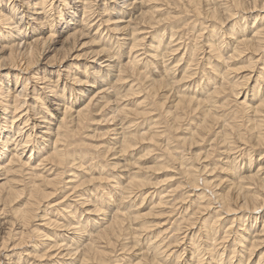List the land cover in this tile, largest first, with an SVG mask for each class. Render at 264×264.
I'll return each instance as SVG.
<instances>
[{
  "label": "rangeland",
  "instance_id": "rangeland-1",
  "mask_svg": "<svg viewBox=\"0 0 264 264\" xmlns=\"http://www.w3.org/2000/svg\"><path fill=\"white\" fill-rule=\"evenodd\" d=\"M0 1L3 5L8 3V0ZM48 1L46 9H50L51 12L55 14L52 16L53 23L52 27L50 26L49 29L51 30L52 28L54 31H49L47 34H43V36H48L50 33L52 34V40L46 45V50H42L43 53L40 58H38V63H34L31 67H28V71L19 72L17 69L13 70L9 68V65L14 60L16 61L19 54L18 51H15V58L12 60V57L10 56V48L3 49L1 46L6 43L4 42V39H0V74H9L8 77H13L14 74L11 75V73L21 74V76H29V85L31 87H29V93L34 87H39L40 89V91H38L40 96H35V98H38V104L33 101L34 90L27 97V105L31 110L28 109V112L24 110L20 113L22 116L25 114L28 116L27 119H25L26 121L23 122L24 124H20V126L24 128H22L24 132H21V135H17L15 133L17 127L15 126L11 128L13 131L10 132V134L14 140H11L12 138H10V142L6 147L8 150L15 147V142L17 140L20 141L22 139L21 137H24V134L29 131H32L34 134L35 132L38 133L35 135L33 134L34 139L33 137L32 139H38L39 147L43 146L41 144L43 139L42 136L44 135L42 131L46 130V128H42L41 126L44 127L45 123H42V125L37 123V120L40 121L44 119L42 118V112L48 114L49 120L55 119L56 116H60L61 118L62 116L60 113L62 112L63 106H60V112L57 109L58 102L56 99L62 100V103L65 101L73 103L77 99L78 90L87 87V83H93V79L96 78V75H94L93 72L98 69L99 71L102 70V67L87 59L97 54V51H101L104 47V44L102 43L103 41L101 42L98 36L99 34H97L98 37H94L91 33H88L87 36L79 37L77 39L78 47L74 54H80L81 58H68L60 63L61 61L59 60V57L63 52L62 47L68 44L65 38L70 31L69 28L75 25L70 24L67 29L65 22L69 21V23H74V21L82 15V12L78 10L80 7L77 6L78 3H75V0H67L70 3L68 7L71 9L67 6L65 7V5L57 7L58 5L56 6L54 4L55 7H53L51 1ZM238 1L242 3L240 7L237 6L235 0H201L200 11L194 13L192 12L191 7L187 6L189 9L186 8L187 0H168V3L161 7L163 10L158 11V16L155 15V17L166 19L167 17H170L169 15H174L178 19L171 22V24H168V21H164L160 23L161 25L156 23L154 24L155 26H152L146 22L135 20L134 22L137 27V32L139 31L140 33L141 31V33L145 35L144 37H146L144 38V42H142L143 45L137 47L138 49H141L140 53L142 50L145 51L147 45L153 39H157L161 33L166 34L161 40V47L169 44L168 48L165 49L167 50L165 54L167 57L165 56L164 60L161 59L162 62H160V59H155L156 62L154 60L151 61L149 57L146 58V55L148 54L142 55L143 57L141 56L144 58V61L141 62L139 66L142 67L145 62L147 63V66H145V64L143 65V69L147 71H143V73H145L144 75H146L145 77L149 76L148 79L154 76L161 77L162 74V77H164L163 70L165 63L168 65L172 62L171 65H176L177 63L174 64L175 62L173 63V61L176 60L177 62L181 57L182 60H186L188 58L189 50H194V44L198 46L196 50H199L198 56L201 61L200 70H198L197 74L187 78L185 82H181L179 85L174 86L175 90L173 89V92H175V94L172 93L170 95V91H159L156 93L149 91L150 87L146 86L148 83L131 72L126 73L125 78L128 82L126 81L124 83L116 81L117 78H113L110 74L107 81H115L113 85L116 88L115 94L110 99V102L100 104L95 110L94 116L87 118L79 127L80 129L78 128V125L74 124L75 131H78L70 141L73 143V146L68 149L67 159H76V162L81 161L83 165H66V173H64L66 175L63 174L64 181L67 182L70 179H73L72 181L74 182L68 183L65 185V188L61 186L63 189L56 192V195L51 201L52 203L48 205V207H42L44 209H41V213L44 217L51 218L61 224L68 225L69 223H73V221L74 224L77 222L78 224L80 223V225L84 227L83 230L86 231H84V235L87 238L85 241L90 242L91 240V242H93L95 240L94 243H97V245L103 250H106L109 256V264H153L154 260L164 264H191V261L196 264L199 259H201L203 261L202 264H204L211 260V258H213L214 264H259V259L260 264H264V256L261 257V253H264V242L259 244V247H256L258 250H254L255 247L251 252L248 251V249H244L246 244H248L247 241L250 239L252 240L254 233H256L255 235L257 236H263L264 238V235L259 232L264 225V216L261 218L258 217L257 219L255 215L256 213H250L246 209H242V206H240L242 205L241 198L239 200L234 193L235 191L232 190L235 185L233 181H236L235 178H233V171L230 173L231 170L229 169V171L225 164V161H228L229 159L231 162L230 164L228 163L229 167L231 165L232 170L234 168V171H239L238 173L247 172L250 164L252 166L251 169L254 170L253 172L257 171L259 168L262 170L261 172H264V148H258L254 138L250 136L248 137L249 132H247L246 129L242 132H237V129L234 128L231 129L232 126L229 123L230 121H236L239 123L240 118L245 120L247 116L245 112L240 114L238 112L236 115L234 114L235 111L239 109L236 94L226 90L227 92L212 95L211 100L205 99V101H203L207 111H210L212 115H217L214 116L219 120L222 118L220 124L218 123L219 126L218 124H214L215 127L208 129V132L202 131L199 127L200 125L211 124L209 116L204 115L200 107L188 108L186 112L182 111V113L177 109L174 102L175 95L178 94L176 91H182L185 87H187L185 88L186 91L183 92H187L188 94L185 93V96L191 94L192 97L201 98L200 96H203L206 93L207 86H209L208 89H211L212 84L210 83H212V81L209 82V77H211V75L214 77L219 76V73H223L225 70H227L225 76L227 79L229 78V82L243 83L241 88L235 90V92H240L242 89L244 92L243 95L247 92L246 98L249 104H253L250 102H253L255 94L260 96L261 92L264 94L263 83L260 82V85L256 90L254 88V80L260 72L259 66L263 65H260L261 63H256L257 65L254 64V69L252 67L249 69V66H251L249 65V58L254 55L250 54L249 50L244 49L242 52L238 51L234 55L227 57V55L230 54L228 50L233 48L232 44L235 45V43L232 42L235 38L241 35L240 31L244 30H241L240 26L244 24L248 25L246 28L248 33H244L245 35H248L249 32L254 29L252 26L256 27V25H260L261 20L264 19V0ZM55 3L60 4L57 2ZM116 3L123 4V0H102V2L99 1L97 5H94L93 11L90 9L88 13V17L91 16L88 21L96 17L94 18V21L90 22V24H93L92 27L96 28L101 21L107 19L109 17V12L111 18H113L112 21H115L118 16V13H116L114 9L117 7L115 5ZM152 3H149L150 6H148L153 7L154 5H159L157 3ZM105 6L109 8L106 10L107 12L104 11ZM213 9H216L215 13L217 14V18L211 19L209 12ZM100 11L103 15L105 13V15H100ZM232 13H234V16ZM163 16L165 18H163ZM13 20L14 22H17V19L14 18ZM105 21L106 20L101 22V24L104 23L101 27V31L104 33L102 36H106V38L108 35L113 36V41H110L109 39L113 46H115L114 50L111 49V52L113 51L112 54L114 57L119 59L116 58V61L120 62L122 66L127 60L129 49V45L125 46V44H121L123 43L122 38L124 36H130H123L122 32L119 31H107L111 24L108 25ZM166 26H170L169 28H172L176 32L173 40L167 35L168 31L163 32V29L167 28ZM92 27L91 30L94 34L95 29ZM29 30L30 29L27 31ZM210 32H212V35ZM29 34L31 33H27L25 36L24 31V35H22L23 37L19 35L18 38H16L17 43L20 42L23 44V39L26 40L27 37L29 38L31 36ZM117 36L120 39H117ZM128 39L130 40V38ZM213 40L220 45L222 44V49L218 52L221 57L212 54V57H210L209 60L206 58V55L209 50L208 46ZM145 44L147 45L145 46ZM171 48H175L176 51L174 52ZM54 57H57L56 61H53ZM52 62L54 63L52 64ZM179 63L181 64V66H178L179 69L169 70V72L171 71L170 75L173 76L176 72L179 73L184 61ZM228 68L230 70H228ZM173 70L177 71L173 72ZM99 75H102V73H99ZM248 75H252V80L250 79L248 84L244 86L245 79L249 77ZM73 77L76 78L75 81L81 79L86 83L75 84L73 83ZM1 78L2 77L0 76V79ZM180 79L181 75L178 76L177 80ZM46 83L53 86V89L55 90L53 91L54 93L51 92L49 87H44ZM258 89L260 94L257 92ZM203 90L205 92H203ZM255 91L257 93L254 94L253 92ZM105 95L109 96L107 93H105ZM244 97L245 96H243L242 99ZM254 104L256 105L257 103ZM39 106L43 108L42 112H40L41 109H39ZM123 107L127 109L130 108L133 112L146 109V112L148 110L150 113L148 112L140 115H135V113L129 111L128 113H125L121 112V108ZM178 114L181 117H179L178 122L175 123ZM8 115L11 117L12 114ZM204 117L206 118L203 119ZM225 118L227 122L225 121ZM18 119L21 121L20 119L22 118ZM53 122H55V120H53ZM16 123L18 124L20 122L17 121ZM149 126H151V129H147ZM121 127H124L125 135L129 134V137H132L133 139V143L130 147H127L126 150H122V144L113 139L117 137L116 134H113L116 133L114 129H119ZM11 129H8L7 133H9ZM145 129H147V133H145ZM200 130L203 132L201 133L202 135L199 134ZM118 131H120V129ZM191 132H194V137H198L196 143L190 138ZM241 133H243V136L245 137L244 139H241ZM109 134L112 137L109 136ZM141 134L145 135V138L137 137ZM153 134L155 135L153 136ZM224 136H226V139H224ZM54 140L55 138L52 137V141ZM35 143L36 142L34 141H32V143L29 142L28 144L22 143V147L25 145L22 149H20L21 143L16 147L19 149V153L26 148L24 151L26 156L23 155L22 160H27L25 157L29 156L31 153L37 155L38 150L34 147L35 145L37 146ZM47 147L51 146L48 145ZM46 151L47 150H45V153ZM51 152L52 149L44 154L43 157L51 154ZM36 159L37 158L34 159L35 161L32 160L29 164H24L23 168H20L21 171L19 173L9 172L8 174L10 178H13L12 181H15L11 183L12 188L11 186L9 188L15 191L21 189L22 192H24L21 197H13L17 199L11 202L9 198H6L8 195L7 190L2 189L1 191L0 249H3V244H7L8 247L3 249V251H0V264H71V262L73 263V261L77 260V257L79 256L78 254L69 252L68 248H66L69 246L72 247V244L75 243H72L73 234H71L72 232L69 228L67 230L65 227L59 228L54 225L46 226L42 224V220H36L32 222V227L30 226L26 229L24 228V225L20 223V220L18 221V217L14 215V212H16L15 210H17V212H19V210L22 211L23 207L26 206L29 201L26 196L27 191L25 190L27 186H25L27 179L25 173L28 172L27 170H29V168L33 167L35 171H43L52 167L56 170H46L45 172L54 174L58 170H61L62 166L59 167L57 164H51L52 162H40ZM122 164H127V166L122 167ZM19 165L20 164L16 163L12 165V167L17 168ZM186 170L189 173L193 172L194 174H197V183L194 184L196 187L193 186V182L189 181ZM1 173L2 170H0V189L6 184L5 175H2ZM14 175H16L15 177H17L18 180H15V178L12 177ZM71 175H75V177L73 178ZM205 176L206 179L204 178ZM132 180L141 181L143 182V185H141V187L135 185L131 188L129 187L128 182ZM244 183L251 184L252 181L248 180ZM259 190L262 191H260L262 193L260 197H264V189L260 186ZM227 191H229L231 198H229V202H233H230L229 205L231 210L224 206V201L219 195V193H226ZM200 196H204V198L200 200ZM83 199H85L84 203ZM204 206L206 207L202 208ZM57 208L61 210H58ZM64 209H67L66 211H72V216L70 218H66ZM137 212H139L140 216L133 218V214L137 215ZM259 213L258 216L261 214L264 215V212L261 213L260 211ZM104 214L109 215V219H111L110 221L112 223L113 221L119 222L121 219L120 222L123 223L124 227L122 239L120 241L112 240L113 242L111 241V245L106 240H99L96 242V240H98L96 237L97 234H94V232L92 233V225L94 222L97 221L102 224L107 221L104 219ZM106 226L107 224H104V226L100 227V230L102 231ZM33 229L35 231L37 229L38 232L41 231V237H38L36 233L33 234ZM243 229H246V231L249 230L250 232L253 231V233L249 232L246 235ZM256 230L259 231L255 232ZM240 232L244 234L245 239L247 238L245 242L239 241ZM49 235H52L53 237H50ZM77 235L78 234H76V236ZM21 236H25L24 242H21ZM48 237L52 240L51 244L59 242L58 245H62V248L59 249L56 248L58 247L56 246L54 251H52V246L48 245V242L45 239ZM76 239H78V236ZM256 239L260 240L261 238L258 237ZM156 242L158 243L157 247L155 246L157 245ZM75 245H73V247ZM158 248L161 249L159 252ZM59 252H61L60 255L58 254ZM153 252H157L158 254L153 255ZM253 252H255L254 255ZM64 255L66 256L64 257ZM194 255H197V259L196 257L194 258ZM95 261L96 260H92L90 263L82 264H100ZM76 262L77 261H75V264H79Z\"/></svg>",
  "mask_w": 264,
  "mask_h": 264
},
{
  "label": "bare ground",
  "instance_id": "bare-ground-1",
  "mask_svg": "<svg viewBox=\"0 0 264 264\" xmlns=\"http://www.w3.org/2000/svg\"><path fill=\"white\" fill-rule=\"evenodd\" d=\"M50 1L52 3L53 7H55L54 4L56 6L58 5L57 7H59L60 5H65V7L66 6L68 7L69 4H70L67 0H50ZM99 1L102 2V0H75V3H78L77 6L80 7V9H78V10L80 12H82V15L79 16V18L76 21H74V23H69V21L65 22L66 26H67V27L66 26L65 27L67 29L69 28L70 24H75V25L72 26L71 28H69L70 31H69L67 37L65 38V40L67 41L68 44L66 46L62 47L63 48V52L60 54L59 60L61 61L60 63H62L65 59H68V58L80 59L81 58L80 54L79 55L78 54H74L76 52L75 50L78 47L77 39L79 37L87 36L88 33H91L94 37H98L99 36L100 41L101 42L103 41L102 43L104 44V47L102 48L101 51H97V54H95L91 58H87V59L90 62H95L97 65L102 67V70L99 71V69H98L97 71L93 72V74L96 75V78L93 79V81H92L93 83H89V84L87 83L88 84V85L86 84L87 87H85L84 89H79L78 93H77V95H78L77 99L73 103H69V102H66V101L64 103H62V100L56 99L57 102H58L57 109L59 110L61 105L63 107H62V112L60 111L61 109L59 110L61 112L60 115L62 117L60 118V116H56V118L53 119V120H55V122H53L52 119L49 120L48 119V117H49L48 114L46 112H42L43 108L39 106V109H41L40 112H42V118H44V119H42L40 121L37 120V123L39 125H42V123H45L44 127L43 126H41V127L42 128H46V130H44L45 132L42 131V133H44V135L42 136L43 137V139H42L43 142L41 141V144L43 146L39 147L38 139L36 138L37 140H33L34 139V137H33L34 133L32 131H29V132L24 134V137L23 136L21 137L22 139L20 141L17 140L15 142V144H14L15 147L10 148L9 150L6 149V147L8 146V144L10 142V138H12L10 132H12L13 130L11 128H13L15 126L17 127L16 131H15V133L17 135L18 134L21 135V132H24L23 131L24 128L21 127L20 124H24L23 122L26 121L25 119H27L28 116L25 113H24L25 115L22 116V115H20V113L22 111H24V110H26V112H28V109H30V108H28V105H27L28 104L27 97L34 90L35 93L33 92V95H34L33 101H35V103L38 104L39 103L38 102V98H35V96H38V97L40 96L39 95L40 93L38 92V91H40V89H39V87H34V89L33 90L31 89L32 91H30V93H29V90L31 88L30 85H29L30 84V77L29 76H21V74L11 73V75L14 74L13 77H8L9 74H7V75H5V73H1L0 74V76L2 77L0 79V139H1L0 140V170H2L1 174L5 175V179H6V181H5L6 184L4 185V187L2 186V188L0 189V194H1L2 189L7 190V194L8 195H7L6 198H9V200L11 202L16 200L18 197H21V195L24 192H22L21 189L17 190V191L11 189L12 188L11 183H13L15 181H12L13 178H10L8 176V174H9V172H12V173L13 172H18L19 173L21 171L20 168H23L24 164H29L35 158H37L36 160H38L40 162L41 161L52 162L51 164H54V165L57 164L59 167L62 166L61 170H58L55 174L54 173H48V172L46 173L45 172L46 170L47 171L48 170H56L55 168L53 169L52 167H50L49 169L43 170V171H35L33 169V167H31V168H29V170H27L28 172L25 173L27 175V179H26V183H25V186L26 185L27 186H26L25 190L27 191L26 196L28 197L29 201H28V203L26 202L27 204H26V206L23 207L22 211L19 210V212H17V210H15L16 212H14V215L16 217H18V221L20 220V223L22 225H24V228H26V229H28L33 224L32 222L36 221V220H42V224L46 225V226L47 225H54V226H57L59 228H64L65 227V229H67V230L69 228V230L72 232L71 234H73L72 235L73 236L72 243L73 242H75V243L72 244V247L69 246V247H66V248H68L69 252H73L74 254H78L79 255L77 257V260H75L79 264L90 263L92 260H96L95 262L100 263V264H109L108 263L109 256H108V253H107L106 250H103L100 246L97 245V243H94L95 240L93 242H91V240H90V242L89 241L88 242L85 241L87 239L85 237V235H84V231L85 230H83L84 227L82 225H80V223L78 224V222H77V223L74 224V221H73V223H69L68 225L67 224H61V223H58V222L52 220L51 218L44 217V215L41 213V211H42L41 209H44L42 207L43 206L44 207L45 206L48 207V205H50L52 203L51 201H52L53 197L56 195V192L57 191L59 192V190L63 189V188H61V186L65 188L66 187L65 185H67L70 182H74V181H72L73 179H70L67 182L64 181L63 174L66 173V170H65L66 165L67 164L69 166H74V165L82 166L83 165V163L81 161L80 162H76V159H71V160L67 159V157H68V149L71 146H73V143H71L70 141H71L72 137L78 131V130L75 131L74 124L78 125V128H79L84 123V121L87 118H89L91 116H94V112L100 106V104H103V103H106V102L107 103L110 102V99L112 98V96H114L115 89H116L114 87V85H113L115 83V81H113V80H109L110 82L107 81L108 77L110 76V74L113 76V78H117L116 81L124 83V82L127 81V79L125 78L126 77V73L131 72V73H133L135 75H138L141 78V80H145V82L148 83V84H146V83L145 84H146V86L150 87L149 91L154 92V93L159 92V91H170V93H169V95H170L172 93L175 94V92H173L175 90L174 86L179 85L181 82H185V80H187V78L192 77L193 75L197 74L198 70H200V68H201V61H200V58L198 56V51L199 50L198 51L196 50V48H198V46H196V44L193 45L194 50H191V49L189 50L188 58L186 60H182V57H181L180 59H178L177 62H176V60L173 61V63L175 62L174 64L177 63L176 65H171L172 62H170L168 65L165 63V67H164V70H163L164 77H162L163 74H162V76L160 75L161 77H157V76L152 77V75H151L152 78L148 79L149 76L147 75L148 77H145L146 75H144L145 73H143V71H146L145 69H143V65L145 64V66H147V63L145 62L142 65V67L139 66L140 63L144 61V58H142L143 57L142 55H145V54H148V55H146V58L149 57L151 61L152 60L155 61V59H160V62H162L161 59H163V60L165 59V56H166L165 54L167 52V50H165V49L168 48L169 44L164 46V47H161V40L164 38V35H166L165 33H161V35H159L157 39H155V40L153 39L148 45L145 44V46L147 45V48L145 49V51L142 50V52L140 53L141 49H138L137 47H140L141 45H143L142 42H144V38H146V37H144L145 35L143 33H141V31H140V33H139V31L137 32V27H136V24H135L134 21L135 20L136 21L137 20L138 21H143V22H146V23H148L149 25H152V26L154 24H156V23L160 24V23H162L164 21H168V24H171V22H173L176 19H178L174 15H169L170 17H167L166 19H159V18L155 17V15L158 16V13H157L158 11L163 10L161 7L163 5H166L168 3V0H123V4H117V3L115 4L117 7H115L114 9H115V12L118 13V16L116 17L115 21H112L113 18H111L109 11H108L109 12L108 13L109 17L107 19H104L105 17L103 18L104 20H106L105 22L108 23V25L111 24L109 26V28H112V29L108 28L107 31H110V30L111 31L114 30L116 32L119 31V32H122L123 36L124 35L130 36V37H125L124 36L123 38H125V39L122 38V42L123 43H121V44H123V45L125 44V46L129 45L128 46L129 49H128L127 60L121 66L120 62L116 61L117 57L115 58L114 55L112 54L113 51L111 52V49L114 50V47H115L110 42V41L114 40V39H112L113 36L112 35H108L107 38H106V36H102V34L104 35V33H103V31H101V27H102V25L104 23L101 24V22H104V20L103 21L100 20L101 22L96 26V28L92 27L93 26L92 23L90 24V22L94 21L95 20L94 18H96V17H94V18H92V20L88 21L89 17H91V16L88 17L89 10L91 9L93 11L94 5H97V3ZM117 1H119V0H117ZM48 2H49L48 0H17V1L16 0H8V3L6 5H3V3L0 1V39H4V42L6 43V44L2 45L1 47L3 49L10 48V50H11L10 56L12 57V60L15 58V51H18V54H19L17 59H16V61L14 60L9 65V68H11L13 70L17 69V70H19V72L28 71V67H31L34 63H38V58H40L41 54L43 53L42 50H44L46 45H48V43L52 40V36H51L52 34H50V33H49L48 36H46V35L43 36V34H47L49 31H54V29H52V28H51V30L49 29L50 26L52 27V23H53L52 22L53 21V17L52 16H53L54 13L51 12L50 9H49L50 12H49V10L46 9V6H47ZM55 2L60 3V4H56ZM152 2L157 3L159 5H157V6H155V5L153 6L152 5L153 7H149ZM235 2L237 4V6H239V7L242 4L238 0H235ZM154 3H152V4H154ZM200 4H201V0H187L186 8L191 7L192 12L198 13V11H200ZM49 8H51V7H49ZM69 9H71V8H69ZM108 9L109 8L107 6H105L104 11H106ZM60 10H62V9H60ZM215 11H216V9H213V10H211L209 12V16L211 17V19L212 18H217V14L215 13ZM100 13H101V11H100ZM100 15H103V13H101ZM104 15H105V13H104ZM232 15L234 16V13H232ZM159 16H161V15H159ZM14 18L17 19V22H14V20H13ZM163 18H165V17L163 16ZM157 26H159V25H157ZM247 26L248 25H245V24L240 26L241 30L242 29H244V30L240 31L241 35L238 36L237 38H235V40L232 42V43H235V45L232 44L233 48L232 49L228 48L229 49L228 52L230 54L227 55V57H230L231 55H234L238 51L242 52L245 49V50H249V53L254 55V56L252 55L253 57L249 58V60H250V62H249L250 64L249 65H251V66H249L250 67L249 69H251V67L254 69L255 65L260 64V63H261L260 65H263V66H259L260 67V70H259L260 72H259L258 76H256V78L254 80V82H255L254 88L256 90V88L260 85V82L264 84V19L261 20L260 25H256V27L252 26L254 29H252L249 32L248 35H245L244 33L247 32V29H246ZM91 27L95 29L94 34L92 33ZM166 27L167 28L163 29L164 30L163 32L168 31L167 35L170 36L171 40H173V37L175 36L176 32L172 28H169L170 26H166ZM28 29H30V30L27 31ZM24 31H25V36H26L27 33H31V34H29L31 36L29 38L27 37L26 40L23 39L24 42L21 40L23 44H21L20 42L17 43L16 38H18L19 35L20 36L24 35ZM210 33L212 35V32H210ZM97 34H99V35L97 36ZM214 34H216V33H214ZM116 38L120 39V38H118V36ZM128 38H130V40ZM109 39H110V41H109ZM195 39H197V38H195ZM221 45L219 43H216L213 40L211 42V44H209V46H208L209 50H208V54L206 55L207 56L206 58L210 60V57H212V54L213 55L216 54L218 57H221L218 54V52H220V49H222ZM171 49L174 52L176 51L175 48H171ZM186 54H187V52H186ZM170 55H172V54H170ZM56 59H57V57L56 58L54 57L53 61L54 60L56 61ZM59 60H57V61H59ZM183 61H184V64H182V68L179 71V73L176 72L177 70H173V72H176L175 75H173V76L170 75L171 71L169 72V70L170 69H179L178 66H181V64L179 62H183ZM122 62H123V60H122ZM223 62H226V61H223ZM53 63L54 62H52V64ZM257 69H258V67H257ZM228 70H230V69L228 68ZM226 71L227 70H225L223 73H219V76H215L214 77V76L211 75V77H209V82L212 81V83H210V84H212L211 85V89H208L209 86H207L206 93L203 96L201 95L200 96L201 98L192 97L191 94L189 96H185L184 94L185 93L187 94V92H183V91H186L185 88H187V87L183 88V90L181 89L182 91H176V93H178V94L175 95V100H174L175 106L181 112L182 111L186 112L188 108L191 109V108H194V107L195 108L200 107L202 109L204 115L209 116L211 124H205V125H202V126L200 125L199 127H200V129L202 131L208 132V129H211L212 127H215L214 124H218V123L220 124V120H222V118H220V120H219L217 117H215L217 115L214 114L215 115L214 116V115L211 114L210 111H207L205 109L203 101H205V99L211 100L212 95H215L216 93L227 92L226 90H229V91L235 93L236 96H237L236 100L238 102L239 109H237L234 114L236 115L238 112H239V114L242 113V112H245V114L247 115L245 120L240 118L241 123H240V121H239V123H237L236 121H230L229 123L232 126L231 129H233V128L237 129V132L238 131L242 132V131H244V129H246L247 132H249L248 137L250 136V137L254 138L255 143L258 146V148H264V94H262V92H261V96L260 95H256L255 93H257V92H258V94H260L259 89L257 90V92L256 91L253 92L255 94V96L254 97L251 96V97H253V102H250V103H253V104H249L247 102V98H246L247 92L245 93V95H243V93H244L242 91L243 89L240 92H237V93L235 92V90H239V88H241L243 83L240 84V83H235L233 81L229 82L228 81L229 78L227 79V77L225 76ZM99 73H102V75H99ZM29 75H30V73H29ZM33 75H35V74H33ZM36 75H38V74H36ZM180 75H181V79L177 80L178 76H180ZM248 76L249 77H247L245 79L246 81L244 83V86L248 84V82L250 81V79L252 77V75L251 76L248 75ZM73 79H74L73 83H75V84H82L83 82H85V81H82L81 79L80 80L77 79V81H75L76 78H74V77H73ZM201 83H203V82H201ZM32 85H33V83H32ZM44 87H49L51 92L55 91L53 89V86H51L49 83L48 84L46 83V85ZM197 87H198V83H197ZM41 90H42V88H41ZM204 90H203V92H205ZM13 91H14V93H13ZM105 93L109 94V96L105 95ZM151 95H152V93H151ZM169 95H167V96H169ZM243 96H245V97L242 99ZM57 97L60 98L59 96H57ZM228 103H230V102H228ZM254 103H257V104L255 105ZM210 106H211V104H210ZM217 107H220V106H217ZM121 109H122L121 112L128 113V111H129L131 113H135V115L145 114V113H148V112L150 113V111H148V110L146 112V109H143L141 111H135V112H133L130 108L127 109V108L123 107ZM208 109H210V108H208ZM227 113H226V115H227ZM8 114H12L11 117H9L10 115H8ZM96 114H98V113H96ZM239 114H238V116H239ZM176 117L177 118H176V122L175 123L178 122L179 117H181V116H179V114H178V116H176ZM229 117H227V118H229ZM18 118H22V119H20L21 121H19ZM205 118L206 117H204L203 119H205ZM29 119H30V117H29ZM17 121L20 122V123L17 124L16 123ZM203 121H205V120H203ZM225 121H226V118H225ZM202 123H205V122H202ZM219 124H218V126H219ZM224 125H226V124H224ZM224 125H222V126H224ZM126 127H125V129H126ZM8 129H11V131H9V133H7ZM119 129H120V131H118ZM119 129H114L116 131V133H113V134H116L117 137H115L113 139H115L116 142L122 144V145L120 144L121 147H122V150H126V148L130 147V145L133 143V139H132V137H129V134L125 135L124 127H121ZM147 129H151V126L147 127ZM147 129H145L146 130L145 133H147ZM201 130H200L199 134L203 133ZM240 132H239V134H240ZM193 133L191 132L190 138H191V140L194 143H196V140H197L198 137L197 136L194 137ZM243 133H241V139L245 138L243 136ZM35 134H38V133L35 132ZM154 135L155 134H153V136ZM109 136H111V135L109 134ZM32 137H33V139H32ZM52 137L55 138L54 141H52ZM137 137L145 138V135L141 134L140 136H137ZM137 137H135V138H137ZM225 137L226 136H224V139H226ZM11 140H14V139L12 138ZM183 140H184V138H183ZM32 141L36 142L35 144H37V146L36 145L34 146L38 150L37 155H34L33 153H31L29 156L25 157V159H27V160L24 161V160H22L23 159L22 156L23 155L26 156V154H24V151L26 150V148H25V150H23L22 152L19 153V151H18L19 149H17L16 147H18V145H20V143H21V148L20 149H22L25 146L24 145L22 147V143L23 144H28L29 142L32 143ZM48 145H50L51 147H47ZM48 148H50V149H48ZM51 149H52L51 154L46 155V156L43 157V155L48 153ZM45 150H47L46 153H45ZM39 153H40V157H39ZM177 158H179V157H177ZM175 160H176V158H175ZM16 163L20 164V165L17 166V168H13L12 165H14ZM228 163L229 164L231 163L229 161V159H228V161H225V164L227 165V169L231 170V171L229 170L230 173H232V171H233V176H234L233 178H235L236 181H233L235 185L233 186L232 190L235 191L234 193L239 198V200L241 198L242 205H240V206H242V209H246L250 213H256L255 215H256L257 219H258V217L261 218L264 215H262V214L260 216H258V215L260 214L259 213L260 211H261V213L264 212V200H263L264 197H260L261 194H262L261 193L262 191L259 190V188L261 186L262 189H264V172H261L262 170L260 168L257 171L253 172L254 170L251 169L252 166L250 164L249 165V169L247 170V172L238 173L239 171H234V168L232 170L231 165L229 167ZM44 165H46V164H44ZM122 165H123L122 167H126L127 166V164H122ZM62 168H64V169H62ZM186 172H187V170H186ZM187 173H188L187 176H188L189 181L193 182V186H195L194 184L197 183V180H196L197 174H194L193 172H190V173L187 172ZM64 175H66V174H64ZM15 176L16 175H14L12 177H14L15 180H16L17 177H15ZM71 176L73 178L75 177V175H71ZM204 178L206 179V176ZM248 180L252 181V183L251 184L244 183L245 181H248ZM128 183H129L128 184L129 187H131V188L133 186H135V185L136 186H140V187H141V185H143L142 184L143 182L138 181V180H132V181H129ZM10 186H11V188H9ZM227 192L226 193L225 192L224 193L221 192V193H219V195L221 196V198L224 201V203H223V204H225L224 206L227 207V209L231 210L229 205H230V202H232V201L229 202L230 194H229V191H227ZM13 197H17V198H13ZM74 197H76V196H74ZM202 198H204V196H200V200ZM9 200H8V202L10 203ZM84 200L85 199H83V203L85 202ZM80 201H82V200H80ZM220 201H222V200H220ZM161 203H162V201H161ZM51 206H53V205H51ZM205 207L206 206H204L202 208H205ZM58 210H61V209H58ZM66 210L64 209L65 216H66V218L67 217L70 218L72 216L71 215L72 211L71 210L70 211H66ZM4 211H3V213H4ZM228 214H230V213H228ZM104 215H105L104 219L107 220V221L105 223H102V224L98 223L97 221L94 222L93 225H92V227H93L92 233L94 232V234L95 233L97 234L96 237H97L98 240H96V242H98L99 240L100 241L106 240L111 245V241L112 240L113 241H115V240L120 241L122 239V236L124 234L123 233V228L124 227H123V223L120 222L121 219L120 220L118 219L119 222H117V221L114 222L113 221V223H112L110 221L111 219H109V215H107V214H104ZM137 216H140L139 212H137V215L133 214V218H135ZM251 217H253V216H251ZM115 219H113V220H115ZM104 224H107V226H106V228L104 227L105 229H103L101 231L100 227L104 226ZM243 230L245 231V232L244 231L243 232L246 233V235L250 232L249 230L246 231V229H243ZM258 231L259 230H256L255 232H258ZM259 232H261L262 235H264V225H263V227L261 228V230ZM32 233L33 234L36 233V235L38 237H41L40 236L41 231L38 232L37 229H36V231L33 229ZM37 233H39V234H37ZM66 233H68V232H66ZM250 233H253V231L250 232ZM76 234H78L77 235L78 239H76V237H77ZM87 234H88V232H87ZM255 234L256 233H254V236L256 238L259 237L261 239L259 240V239H256L254 236H252V240L250 239L249 241H247L248 244H246V246L244 248L245 250L248 249V251L251 252L254 247H255L254 250H256V249L258 250V248H256V247L257 246L259 247L260 246L259 244L264 242L263 236L260 237V236H257ZM30 235H32V234H30ZM50 237H53V236L51 235ZM50 237L45 238V239L48 242V243L47 242L46 243L48 245L52 246L51 250L54 251V248L56 246H58L56 248L61 249L62 245H58L59 242L51 244L52 240H50L51 239ZM24 239H25V236L21 238V242H24ZM239 239H240L239 241H241V242H245V240H247V238L245 239V236H244V234L242 232H240V234H239ZM73 245H75V246L73 247ZM64 246H66V245H64ZM76 246H78V247H76ZM155 246L157 247L158 243ZM7 247H8L7 244H3V249H5ZM159 248H160V246H159ZM159 248H158V252H159V250H161ZM3 249H0V251H3ZM10 249H12V248H10ZM255 252H253V255H254ZM60 253L61 252H59L58 254L60 255ZM160 253H161V251H160ZM259 253H261V252H259ZM156 254H158V253L157 252H153V255H156ZM261 255H262L261 257H263L264 253L263 254L261 253ZM65 256L66 255H64V257ZM195 257L197 259V255H194V258ZM261 259H263V258H261ZM75 261H73V263L71 261L70 262H71V264H75ZM202 262L203 261L201 259H199L198 263H196V264H202ZM153 264H164V263H159V262L154 260ZM191 264H194V262L191 261ZM204 264H214L213 258H211V260L205 262ZM259 264H260V259H259Z\"/></svg>",
  "mask_w": 264,
  "mask_h": 264
}]
</instances>
